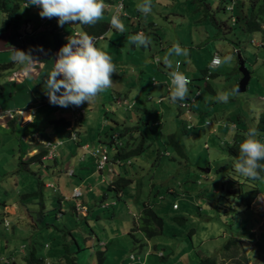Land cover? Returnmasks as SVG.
Returning <instances> with one entry per match:
<instances>
[{
    "label": "rangeland",
    "instance_id": "rangeland-1",
    "mask_svg": "<svg viewBox=\"0 0 264 264\" xmlns=\"http://www.w3.org/2000/svg\"><path fill=\"white\" fill-rule=\"evenodd\" d=\"M144 2L126 0V9L119 15L125 25L124 32L108 30L105 38L98 40L96 47L109 54L115 65L112 86L90 105L87 102L81 105L86 114L80 121L82 130L77 132L90 145L91 153L97 146L110 149L105 134L112 127L119 128L113 120L133 127L143 117L153 124L139 130L145 134L147 149L126 161L125 166H115L116 174H107L110 180L105 184L100 182L101 174L96 171L95 158L90 152L81 150L77 158L71 155L67 159L70 150H75V142L61 124L64 120L74 122L69 116L70 105L67 108L51 103L43 105L36 130L24 131V134L37 133L41 152L47 151V142L64 143L56 150L58 167L50 157L26 165L30 157L29 142L25 144V139L13 129L0 128V256L17 254L19 264H25L23 258L36 249L46 264H62L67 254L76 258L77 264H200L202 260L264 264V200L256 199L250 208L239 204L238 193L254 185L235 172L236 160L229 152L234 136L238 133L245 136L254 129L258 114L264 112V46H256L262 45L264 32L248 34L239 28L233 32L221 29L216 20H228L231 15L217 11L223 0H151L152 10L147 15L136 7ZM204 2L217 12L205 10ZM24 4L20 8L19 32L23 34L28 29V19L34 20V27L37 30L41 27L38 36L44 35L38 38L39 44L50 39L57 54L68 43V37L82 28L78 23L61 27L58 20H52L44 27L46 34H43V23L37 20L39 10ZM114 9L107 7L101 20L110 24ZM3 16L0 10V19ZM56 25L58 34L54 30ZM140 29L151 39L147 49L128 43V38ZM31 30L32 27L28 31ZM52 32L57 35L50 38ZM54 38L61 40L62 47L56 46ZM177 43L188 50V56L173 54L169 57L173 69H167L163 59ZM215 54L221 58L231 55L232 60L210 69L214 76L204 80L202 70L209 68ZM239 56L245 60L251 80L246 91L233 93L242 79ZM177 61L179 71L195 80L188 84V97L200 92L199 105L189 113L181 108L180 101L172 103L169 99L168 72L176 69ZM39 66L42 68L43 64ZM34 74L38 72L33 68L30 75ZM207 83L214 86L216 93L211 94L205 88ZM116 92L122 95L115 97ZM218 92L229 93L227 103L216 100ZM199 109L206 110V120L211 125L200 121ZM239 116L245 127L238 126L246 132L236 130L231 121ZM214 117L219 121L214 122ZM169 135L176 137L183 154L173 146ZM255 139L259 140V134ZM83 156L87 157L91 175H96L92 179L96 190L90 193V183L81 185L82 170L73 160ZM70 169L77 171L75 176H68ZM119 175L134 179L120 197L115 191L107 190L112 177ZM43 183L53 184L58 192L45 190ZM258 184L264 192V181ZM77 186H82L84 194L78 201H87L90 208L86 214L78 215L75 211L78 202L72 193ZM105 189L107 205L102 206L97 200L101 201ZM5 200L16 202L18 210L23 212L19 211V216L29 224L4 213ZM145 205L152 206L165 222L163 233L152 239L140 231H135L134 236L130 233ZM174 205L179 209H174ZM25 209L34 218V227ZM86 215L88 220L84 218ZM24 246L26 256L19 251L15 253V249L22 251ZM131 256L135 257L134 261Z\"/></svg>",
    "mask_w": 264,
    "mask_h": 264
},
{
    "label": "clouds",
    "instance_id": "clouds-1",
    "mask_svg": "<svg viewBox=\"0 0 264 264\" xmlns=\"http://www.w3.org/2000/svg\"><path fill=\"white\" fill-rule=\"evenodd\" d=\"M26 4L42 8L40 12L42 18H58V24L61 27L70 22L94 26L103 18L105 9L104 0H28ZM136 7L142 14L147 15L152 10L151 0H145L143 4H138ZM112 29L119 32L125 30L119 11L111 17L109 32ZM128 43L135 44L137 48L143 46L147 49L151 39L146 37L143 32H139L130 36ZM256 46L262 47L263 44L258 43ZM13 49L12 61L22 65L23 75L29 76L33 71V65L36 63L31 53L26 54L22 50ZM173 54L187 57L188 50L181 48L178 43L174 44L163 59L167 69H173L172 61L169 59ZM57 56L55 66L44 83L45 93L52 105L65 108L69 105L81 106L85 102L90 105L100 93L112 86L111 77L115 72L112 57L98 49L93 43V37L86 32L76 33L68 37V43L60 49ZM231 60V55L221 58L219 54H215L209 68H217L222 64L230 63ZM168 76L170 79L169 99L171 102H188L185 99L188 97V84L191 81L179 71V61H177L176 69L168 72ZM58 77L61 78L58 79ZM237 91L238 89H234L233 93ZM216 100L227 103L229 93L218 92ZM256 135V129H250L245 133L247 138L239 145V156L234 163V170L243 177L264 181V176L261 175V173H264V163H261V161H264V143L255 139ZM257 200H264V193L257 197Z\"/></svg>",
    "mask_w": 264,
    "mask_h": 264
},
{
    "label": "trees",
    "instance_id": "trees-1",
    "mask_svg": "<svg viewBox=\"0 0 264 264\" xmlns=\"http://www.w3.org/2000/svg\"><path fill=\"white\" fill-rule=\"evenodd\" d=\"M119 1L120 0H104V3L105 4L108 3L110 7L115 8V6L118 4ZM125 1L126 0H124V10L126 9ZM27 2L28 0H0V10H2L3 14L5 15L1 32L10 31L13 37L19 36L20 33L18 29H19V21L21 20L20 8L21 6H23L24 3ZM204 6H205V10L207 11L211 10V12L214 13L217 11H224V12H229L231 14L228 20L227 19L216 20V16L214 15L213 17L214 20H216V22H219V23L216 22L214 23L218 24V26L221 29H224L227 32H233L238 28L241 31H244L245 33L248 34H257V33L261 34L264 32V0H223V2H221V5L217 8V11H215L209 3L204 2ZM230 7H233V9L230 10L229 9ZM104 12H107V10H104ZM229 22L232 24L229 25ZM151 25L154 26L153 24ZM81 26L83 32H86L91 37H93V41H94L93 43L95 44V46H97L96 44L98 43V40L103 37L105 38V36L107 35L110 24L104 20H99L94 26H89V25H81ZM141 31L143 30L140 29L139 32ZM43 36L34 37L32 39L33 46L40 45L39 43L41 40L38 38L42 39ZM56 41H58V39ZM262 44L264 46V41H262ZM202 74L203 76L201 78H203L204 80H209L212 76H214L210 72V68L203 69ZM190 81L191 82L189 84H193L195 80L193 79ZM197 88L200 90V86H198ZM205 88L211 94L216 93L214 86L210 83H207L205 85ZM199 96H200V92H198L192 97L186 98L188 102H191L192 100L196 99V102L192 104V108H191V110L193 111H195L196 106L199 105L198 104ZM198 113H199L200 121H205V125L208 122L209 124H207V126L211 125L210 121L206 120V117H208L206 110H200ZM223 117L224 115L221 116V118ZM218 119L219 118L214 117L213 121L217 122L219 121ZM231 121L236 126L235 127L236 130L246 132V130H240V127L238 126L239 124H242V126L245 127V123L244 121H242L240 116L231 119ZM114 122L119 128L112 127L111 130L107 134H105L106 137L108 138L110 147L114 148L112 154L110 153V157L114 162L115 166L121 165V163H124V165H126V161L130 160L132 157L140 156L147 149L145 134L143 132H139V130L143 126L151 127L153 124L151 120H146L144 118L142 119V121L139 120L137 122V125L133 127L127 126L125 122L120 123L116 120ZM62 123L66 128H73L77 132V122L75 121L69 122L64 120ZM254 129H256L257 134H259L258 141L264 143V112L258 114L256 123L254 124ZM135 132H137L138 135L134 134ZM66 134L70 136V133H66ZM240 138L245 139L246 136L240 133L235 135L229 150L230 155L233 156L235 160L239 156V145L243 143L240 141ZM169 139L173 144V146L178 150V152L180 154H183V148L181 147L180 143L177 141L176 137L174 135H169ZM117 142L121 143V146H119ZM47 156H49L48 151L37 153L32 157H30L27 161H25V164L29 165L36 162H43ZM261 163H264V161H261ZM129 164H131L130 161ZM261 175L264 176V173H261ZM244 179H246L247 182L252 183L254 186L246 192L238 193L237 199L239 200V204L241 206L245 208H250V206L257 199V197L261 196V194L264 192L258 186L259 185L258 182L260 181L252 180L246 177H244ZM133 182L134 179L119 175L118 177L116 176L110 182L108 190L115 191L117 195L120 197L125 191V189L129 187ZM42 185L44 188V183ZM34 195H36V193ZM27 196H31V194L23 197L25 198ZM3 204L4 207L11 206L10 205L11 203H9L7 200H5ZM164 226H165L164 219L155 212L152 206L145 205L139 215V219L135 222V225L133 226L130 233L131 235H133L135 231H140L144 234V236L147 239H152L153 237L163 233ZM67 252L69 253V251ZM63 259L64 261L62 264H77L76 258L70 257L68 254L65 255ZM23 260L25 264H46V259L39 257L36 249H32L29 255L23 258ZM207 263L220 264L217 261H209V260H202L200 262V264H207Z\"/></svg>",
    "mask_w": 264,
    "mask_h": 264
},
{
    "label": "crops",
    "instance_id": "crops-1",
    "mask_svg": "<svg viewBox=\"0 0 264 264\" xmlns=\"http://www.w3.org/2000/svg\"><path fill=\"white\" fill-rule=\"evenodd\" d=\"M24 5L26 7L28 6L26 3ZM34 6L37 10H39V12H38L39 15H37V20L39 22L43 23V34H46V31H44V27L47 24H49L50 21L58 20V18H56V19L55 18H46V17L42 18L40 16V12L42 11V8H40L39 6H36V5H34ZM107 7L110 10H112V8H113V7H110L109 4L107 3V4H105L104 10H107ZM4 19H5L4 16H3V19H0V26H1L0 27V113H8L9 112V114H4L3 117L0 118V128L4 129V127H5L8 130L13 129V132H16L22 136L21 139H23V140L25 139V144L28 141L29 145H30L29 146L30 151H29L28 157L29 156L32 157L33 155L40 153L42 151L39 147L40 146L39 143L36 141L38 139V136H37V133L31 135L29 133V131L25 132L26 134H24V131L31 130L32 128H35V130H36V128L38 126V122H39L38 119H39L40 109L42 108L43 105L50 103L49 98L46 95L45 90H44V83L47 80L48 74L50 73V71L55 66V62L57 60V53H56V50H53L54 49L53 44H52V41H50V39L46 40L47 45L42 43L38 46H33L32 39L34 37H37L38 32L41 30V27L38 28V30L34 27V25H33L34 20L28 19L26 21L28 29H26V31L23 34H21L19 32L20 34L18 37H13V35L11 34L10 31L1 32V28L3 25ZM77 23H79V22H70L69 24L66 23V25L73 26L74 24H77ZM31 27L33 28V30H31V32H29L28 30H30ZM58 29H59V27H58V25H56L54 27V30L56 31L57 34H58ZM80 32L83 33L82 28H81ZM80 32H76V33H80ZM57 34H54L52 32V36L50 38L55 37V35H57ZM54 39L55 40L58 39V41H56V43L58 42L56 46L62 47L63 44H61V40L59 38H54ZM56 46H55V49H56ZM13 48L18 49V50H22L26 54L29 53L32 49V57H33L34 62H36L33 65V68L35 69L36 72H38L37 75L34 74L33 77L31 75H29L27 77L23 75L22 65L13 62L11 59V55H12V52L14 50ZM37 55L38 56L42 55V56H41V58H38ZM42 64H43V67L41 68V66H39V65H42ZM18 69H21V71H17ZM60 78L61 77H58V79H60ZM32 82L35 84L34 86L32 85ZM119 95H122V94L116 92L115 97H117ZM125 96H128V94L127 95L125 94ZM125 101H127V99ZM72 106H74V105H70V107H72ZM75 107H81V106H75ZM25 116L27 118V121L25 120ZM69 116L71 118V116H72L71 112H70ZM83 116L77 122V130L78 129L82 130L80 128L81 127L80 121L83 118ZM140 118H141L140 120L142 121L143 117H140ZM65 121H68V120H65ZM113 121H115V120H113ZM116 121L119 122V120H116ZM61 125H63V123ZM65 129H66V133H68L67 132L68 128L65 127ZM66 135L68 136V134H66ZM30 136L33 137L32 140L29 139ZM78 136H79V134H78ZM27 137H28V139H27ZM68 137L70 138V136H68ZM101 137L102 136H100V141H102V138H103V137L102 138ZM79 138H80V140L78 139V141H73V142H75V150L74 151L70 150L69 154H67L68 155L67 159H69L71 157V155L74 156L73 158H77V156L81 150L84 151V153L90 152V151H85L83 148L84 145H89V144L85 143L83 138H81V136H79ZM98 147H102V146H97L96 148H98ZM108 150L112 154V152L114 151V148L110 147V149H108ZM57 159H58V157H56V159H53L55 161L56 167H58ZM73 160L74 161L76 160V162L79 164L78 165L79 168L82 170L81 171L82 177L80 180V182L82 183L81 185H85V183H90L89 184V187H90L89 193L92 192L93 190H96V188L93 189V187H92L93 183H95V181H93V183H92V179H94L96 175L95 174L91 175L90 168L87 166V157L84 159V156H83V157H80L78 160L77 159H73ZM95 162H96V160H95ZM95 168H96V166H95ZM72 170L73 169H70L69 171H72ZM69 171H68V173H69ZM76 173H77V171L74 170V173L72 176H75ZM98 173H100V172H98ZM100 174H101L100 182L105 183V184L108 183V180H110V179L107 177V175L102 174V173H100ZM115 177H112V180ZM81 187L82 186H77L74 188V190L77 188L81 189ZM44 189L45 190L53 189L55 193L58 192L56 187L51 183L44 184ZM105 191H106V189L103 192V195L101 197V201L97 200L100 202V204L102 206L104 204H106V203H104L105 202L104 199H105V195H106ZM59 192H60V190H59ZM72 195H73V193H72ZM88 196H89V194H88ZM83 197H84V194L81 198H83ZM86 202L85 201L80 202V204L83 207L79 210L77 209V205L75 206L76 214L79 215V213H82V212H84V214H86V212L87 213L89 212L90 208L86 206ZM60 204H62V201H60ZM10 205L11 206L4 207V213H6L8 216H14V217L17 216L18 220L21 221V223H24L26 225L29 224L28 222H25V220H22L23 216H19L20 215L19 211L22 212V210L21 209L18 210V208L16 207V202L11 203ZM86 208L88 209V211H86ZM7 209L8 210L13 209L16 211H14L13 213H9L7 211ZM178 209H179V207L177 208V210ZM18 212H19V214H18ZM25 213H26L27 218H31V220H32L31 224L34 227V224H33L34 218L32 217V215H30L31 213H30L29 209H25ZM84 218H85V220H88L89 215H86ZM137 219H139V216ZM6 226H7V228H9V223L7 221H6ZM23 227H24V225H21V229ZM25 248L26 247L22 248L23 251H20L19 249H15V253L19 251V253H22V255L26 256ZM238 249H236L234 252L238 251ZM3 256H5V255H3ZM6 257H9V256H6ZM11 257L15 259V264H19L17 254L12 255ZM163 257H164V254H163ZM218 263H220V262H218Z\"/></svg>",
    "mask_w": 264,
    "mask_h": 264
},
{
    "label": "built area",
    "instance_id": "built-area-1",
    "mask_svg": "<svg viewBox=\"0 0 264 264\" xmlns=\"http://www.w3.org/2000/svg\"><path fill=\"white\" fill-rule=\"evenodd\" d=\"M122 6V7H121ZM116 10L114 11L113 15L116 14L117 11H119V15L121 14V12L124 10V0H120L118 2V4L115 6ZM230 10L233 9V7L229 8ZM196 102V99L192 100L191 102H183L180 103V106L182 109L187 110V112L189 113L191 111L192 108V104ZM4 114H9L8 113H0V118L3 117ZM86 114V110L83 109L82 107H75L72 106L71 108V118L73 121L78 122V120ZM207 124H209L207 122ZM68 133H70V139L73 141H78L79 136L78 133L73 129V128H68ZM117 144L119 146H121V143ZM46 149L49 152V156L51 159H54L56 157V150L63 145V142H57V143H53V142H47L46 144ZM85 151H90V146L89 145H84L83 146ZM93 155V157L96 160V169L98 172L105 174V175H113L115 174V164L112 161L111 157H110V151L105 148V147H98L96 148L94 151H92L91 153ZM121 166H124V163H121ZM74 173V171H69L68 175L72 176ZM83 196V191L80 188H77L74 190L73 192V198L77 200V209H81L83 206L80 204V202L78 200L81 199V197ZM175 209L178 208L177 205L174 206ZM23 251V250H22ZM160 256H163L162 253H160ZM135 257L131 256V260L134 261ZM15 259L12 257H6V256H0V264H14Z\"/></svg>",
    "mask_w": 264,
    "mask_h": 264
},
{
    "label": "water",
    "instance_id": "water-1",
    "mask_svg": "<svg viewBox=\"0 0 264 264\" xmlns=\"http://www.w3.org/2000/svg\"><path fill=\"white\" fill-rule=\"evenodd\" d=\"M239 71L242 74V79L239 82L238 92H243L247 90V87L249 85V82L251 80V74L249 70L246 68V64L244 59L239 56ZM205 172H210V170H205Z\"/></svg>",
    "mask_w": 264,
    "mask_h": 264
},
{
    "label": "bare ground",
    "instance_id": "bare-ground-1",
    "mask_svg": "<svg viewBox=\"0 0 264 264\" xmlns=\"http://www.w3.org/2000/svg\"><path fill=\"white\" fill-rule=\"evenodd\" d=\"M25 120L27 121V118H26V116H25Z\"/></svg>",
    "mask_w": 264,
    "mask_h": 264
}]
</instances>
